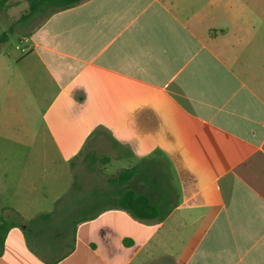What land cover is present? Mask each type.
Listing matches in <instances>:
<instances>
[{
    "label": "crops",
    "instance_id": "1",
    "mask_svg": "<svg viewBox=\"0 0 264 264\" xmlns=\"http://www.w3.org/2000/svg\"><path fill=\"white\" fill-rule=\"evenodd\" d=\"M27 38L6 72L42 112L46 142L27 150L46 153L39 175L58 162L72 178H51L68 185L53 209L19 196L9 222L62 228L74 248L45 263L13 227L0 264H264V0H85ZM132 168L124 188L160 218L111 207Z\"/></svg>",
    "mask_w": 264,
    "mask_h": 264
},
{
    "label": "rangeland",
    "instance_id": "2",
    "mask_svg": "<svg viewBox=\"0 0 264 264\" xmlns=\"http://www.w3.org/2000/svg\"><path fill=\"white\" fill-rule=\"evenodd\" d=\"M27 10L28 2L22 0L11 2L7 9L1 11L0 35L4 32L9 33V29ZM49 13L50 10H47L24 24L15 26L9 35V40L0 46V61L7 62L0 64V223L2 219L10 221L8 209L13 207L19 196L32 194L36 197L37 204H40L38 210L53 209L56 194L65 193L68 185L57 181L52 182L51 178L55 180L60 175L72 178L71 169L58 162L56 166L44 168L45 173L41 175L37 173L38 168L34 164L42 157L41 154L47 158L46 153L29 151L27 148L31 145L36 146V143L43 138L46 142L41 119L42 112L36 105L31 106L33 102L23 92L25 84L23 82L20 86V79L17 80V88L12 81L16 95H11L10 75L6 73L10 68V72L14 74L13 77L16 74L20 75L16 62L21 58L22 50L28 45V42L23 44L21 41L35 31ZM22 92L23 94H20ZM47 154L49 160L58 161L59 155L56 151L50 150ZM97 156L104 157V154L98 152ZM107 168L103 164L97 165L96 169L99 173L96 174L105 176ZM109 172L113 171L110 169ZM183 255V251L179 249L176 257L180 261ZM168 262V257H162L161 264H168Z\"/></svg>",
    "mask_w": 264,
    "mask_h": 264
},
{
    "label": "trees",
    "instance_id": "3",
    "mask_svg": "<svg viewBox=\"0 0 264 264\" xmlns=\"http://www.w3.org/2000/svg\"><path fill=\"white\" fill-rule=\"evenodd\" d=\"M13 1L20 2L22 0H0V12L7 9L10 3ZM28 2V10L21 18L9 29L8 32H4L0 35V46L9 40V35L13 32L15 26L24 24L28 20L33 19L36 15L50 10L49 15L71 9L80 5L85 0H26ZM48 15V16H49ZM93 160L97 159L95 155H92ZM102 162L108 161L107 158H100ZM136 174V168L123 170L114 179V197L111 207L113 209H120L128 212L133 218L141 221L155 220L161 217L159 210L155 207L150 199L133 190H127L124 186L133 179ZM53 215L45 214L41 215L39 220L49 221ZM96 217L92 216V219ZM90 219V218H89ZM35 220L25 224L20 219L17 222H7L2 219L0 223V246L1 252L4 247L5 236L13 227L24 228L25 235L27 237V243L30 250L45 263H55L67 257L72 251L73 245H65V241L69 238V231H65L62 228L56 230L51 229V226H45V229L34 230L32 224ZM86 221V220H85ZM18 225V226H17ZM63 226V225H62ZM37 234V238H44L43 243L31 242L32 236ZM73 237L76 235V229L72 232Z\"/></svg>",
    "mask_w": 264,
    "mask_h": 264
},
{
    "label": "built area",
    "instance_id": "4",
    "mask_svg": "<svg viewBox=\"0 0 264 264\" xmlns=\"http://www.w3.org/2000/svg\"><path fill=\"white\" fill-rule=\"evenodd\" d=\"M29 40H28V38H25V39H23L22 41H21V43H27ZM26 51H27V47H25L23 50H22V52L23 53H26Z\"/></svg>",
    "mask_w": 264,
    "mask_h": 264
}]
</instances>
